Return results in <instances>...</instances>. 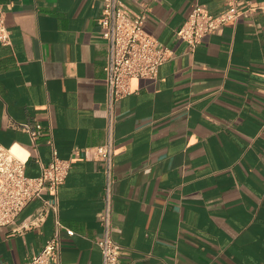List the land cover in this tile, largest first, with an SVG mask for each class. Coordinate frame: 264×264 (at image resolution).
Instances as JSON below:
<instances>
[{
    "label": "crops",
    "instance_id": "obj_1",
    "mask_svg": "<svg viewBox=\"0 0 264 264\" xmlns=\"http://www.w3.org/2000/svg\"><path fill=\"white\" fill-rule=\"evenodd\" d=\"M172 55L153 78L135 77L116 105L113 236L130 264H264V0H125ZM243 13L195 47L177 36L190 7ZM10 43H0V144L30 146L19 124L38 120L34 177L56 155L70 169L56 197L59 258L101 264L104 163L74 153L106 138L107 54L102 0H0ZM13 146V147H14ZM0 226V264H24L55 230ZM20 229V230H19Z\"/></svg>",
    "mask_w": 264,
    "mask_h": 264
},
{
    "label": "built area",
    "instance_id": "obj_2",
    "mask_svg": "<svg viewBox=\"0 0 264 264\" xmlns=\"http://www.w3.org/2000/svg\"><path fill=\"white\" fill-rule=\"evenodd\" d=\"M264 11V6L261 7ZM243 10L234 1L218 14H213L199 3H194L177 36L184 39L190 49L200 43L208 33L220 26L237 19ZM145 12H136L125 0H102L101 13L98 17L100 33L106 42L107 54L104 64V81L107 87L105 141L101 145L75 147L74 153H82L87 159L100 160L104 163L106 183L103 195V211L99 221L101 235L96 243L102 255L101 264H130L120 261L121 246L113 236L112 222V157L114 151V127L117 121L116 105L120 99L131 92L130 83L135 77L153 78L159 66L169 59L172 52L169 47L161 45L156 38L144 29ZM0 43H10V31L5 22V13L0 4ZM30 137V146L22 148L25 157L16 155L12 148L0 144V226L14 225L21 210L32 200L41 202L37 210L26 216L18 225L22 230L38 228L51 211L55 217V230L41 249L33 253L24 264H50L52 258H59L62 229L68 235L73 231L64 227L57 215V202L46 197L50 193L56 197L59 187L64 183L70 161L56 155L53 149L52 159L41 166L38 176H28L25 164L32 152L37 151V137L43 129L40 121L19 124ZM20 147V146H19ZM19 229V230H20Z\"/></svg>",
    "mask_w": 264,
    "mask_h": 264
},
{
    "label": "bare ground",
    "instance_id": "obj_3",
    "mask_svg": "<svg viewBox=\"0 0 264 264\" xmlns=\"http://www.w3.org/2000/svg\"><path fill=\"white\" fill-rule=\"evenodd\" d=\"M13 152L20 156V157H25L26 155V151H24L22 148H20L19 146L15 145L13 148H12Z\"/></svg>",
    "mask_w": 264,
    "mask_h": 264
}]
</instances>
